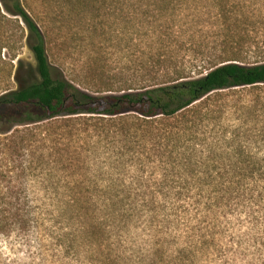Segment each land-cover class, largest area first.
Here are the masks:
<instances>
[{"label": "trees", "instance_id": "obj_1", "mask_svg": "<svg viewBox=\"0 0 264 264\" xmlns=\"http://www.w3.org/2000/svg\"><path fill=\"white\" fill-rule=\"evenodd\" d=\"M250 1L113 0L139 53L121 85L97 84L102 68L73 78L51 62L48 0H0V55L24 41L35 62V79L0 95V164L17 163L13 177L0 174V235L32 228L31 183L69 220L90 216L82 234L130 230V264H194L218 231L264 232V157L238 128L215 131L236 91L262 93L240 112L264 120V53L251 51L244 27ZM194 26L213 41L195 43L187 64L179 54Z\"/></svg>", "mask_w": 264, "mask_h": 264}, {"label": "rangeland", "instance_id": "obj_2", "mask_svg": "<svg viewBox=\"0 0 264 264\" xmlns=\"http://www.w3.org/2000/svg\"><path fill=\"white\" fill-rule=\"evenodd\" d=\"M48 3V11L52 13L48 48L53 64L73 78L102 68L99 73H103V77L95 76L97 84L105 80L121 85L130 84V75L139 68V53L130 47V19L127 12L120 17V9L113 0L86 8L79 6L76 0L70 3L69 0H48ZM42 9L40 7L38 10ZM243 10L245 17L249 18L248 25L244 27L251 51L262 54L264 0H251ZM191 14L193 17L188 21L209 24V16L196 18L194 13ZM199 28L194 26L190 37L183 40L184 49L179 57L186 55L187 64L199 57L195 53L199 52L197 47H211L213 32L208 29L203 33ZM194 31L197 34L192 38ZM34 68L33 55L25 42L14 41L13 51L3 50L0 55V95L35 79ZM261 94L249 89L230 93L225 98L230 107L215 121V131L222 128L230 132L238 128L248 147L264 157L263 118L255 115L244 118L240 112V106L246 100H253ZM4 136L0 135V140ZM8 151L4 149V152ZM16 164L5 159L0 164V174L12 172L6 175L13 177ZM29 195L32 228L24 236L17 230L9 236L0 235V264H130V230L108 227L105 231L95 229L91 235L82 234L79 226L85 223L87 227L91 222L90 216L81 220L72 217L73 220H69L70 215L66 217L64 207L56 205V199L36 188L35 183L30 184ZM97 215L96 218H99ZM247 228L250 227L231 226L228 231H218L206 257L194 264H264V232L257 229L250 232Z\"/></svg>", "mask_w": 264, "mask_h": 264}]
</instances>
